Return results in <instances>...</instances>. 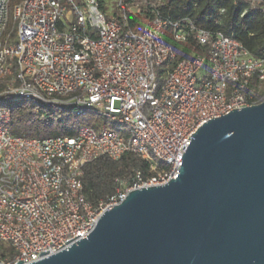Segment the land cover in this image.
Masks as SVG:
<instances>
[{"label": "built area", "instance_id": "obj_1", "mask_svg": "<svg viewBox=\"0 0 264 264\" xmlns=\"http://www.w3.org/2000/svg\"><path fill=\"white\" fill-rule=\"evenodd\" d=\"M247 1L264 14V0ZM163 4L116 0L107 13L101 0H0V99L105 120L72 136L28 137L10 133V110L0 108V264L56 250L129 191L174 178L197 127L264 99L263 59L233 36L163 16ZM167 28L178 43L192 34L207 54L176 59ZM126 152L150 175L135 168L105 199L87 200L84 165Z\"/></svg>", "mask_w": 264, "mask_h": 264}, {"label": "water", "instance_id": "obj_2", "mask_svg": "<svg viewBox=\"0 0 264 264\" xmlns=\"http://www.w3.org/2000/svg\"><path fill=\"white\" fill-rule=\"evenodd\" d=\"M178 172L16 264H264V99L202 123Z\"/></svg>", "mask_w": 264, "mask_h": 264}, {"label": "trees", "instance_id": "obj_3", "mask_svg": "<svg viewBox=\"0 0 264 264\" xmlns=\"http://www.w3.org/2000/svg\"><path fill=\"white\" fill-rule=\"evenodd\" d=\"M163 16L171 20L187 19L195 28L212 34L221 32L237 39L251 55L264 60V14L259 7L251 8L247 0H163ZM132 22V21H131ZM165 41L176 52V59L207 54L208 45H200L191 35L183 43L172 39L166 29ZM164 70L163 68L160 71ZM162 79H159V84ZM6 100L4 107L10 110L8 128L11 134L44 138L48 136H72L81 125H93L86 117H78L70 111L38 109L26 100ZM49 117L47 118V116ZM141 170L148 177V163L133 152L124 153L119 159L100 157L83 167L81 178L87 200L95 203L105 199L116 188L115 179L128 178L133 169Z\"/></svg>", "mask_w": 264, "mask_h": 264}, {"label": "rangeland", "instance_id": "obj_4", "mask_svg": "<svg viewBox=\"0 0 264 264\" xmlns=\"http://www.w3.org/2000/svg\"><path fill=\"white\" fill-rule=\"evenodd\" d=\"M115 4H116V0H101V7L107 13L109 11H114ZM13 38L16 39L15 33H13ZM26 101H28L31 105H33L35 110H38V109H40V107H42L41 104L37 100H26ZM5 104H6V100H3L2 102H0V108H3L5 106ZM78 117H86L94 125H99L105 121L102 118L101 112L95 111L93 109L86 110V112L84 114L78 115ZM118 129H120V128L117 127V130ZM0 247H2L1 244H0ZM0 251H6V248L0 249ZM7 252H9V249L7 250Z\"/></svg>", "mask_w": 264, "mask_h": 264}]
</instances>
